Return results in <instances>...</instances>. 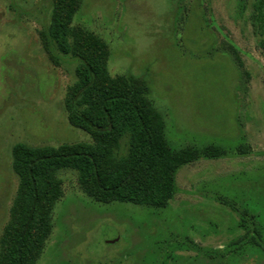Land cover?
<instances>
[{
  "label": "rangeland",
  "instance_id": "rangeland-1",
  "mask_svg": "<svg viewBox=\"0 0 264 264\" xmlns=\"http://www.w3.org/2000/svg\"><path fill=\"white\" fill-rule=\"evenodd\" d=\"M260 7L264 0H83L74 25L109 44L112 75L147 82L171 146L210 144L224 155L181 167L166 208L98 202L76 171H59L65 194L37 264H264V252L241 240L264 228ZM50 17L45 0H0V237L19 183L13 146L92 141L64 104L76 60L58 55L56 64L42 47Z\"/></svg>",
  "mask_w": 264,
  "mask_h": 264
},
{
  "label": "trees",
  "instance_id": "trees-1",
  "mask_svg": "<svg viewBox=\"0 0 264 264\" xmlns=\"http://www.w3.org/2000/svg\"><path fill=\"white\" fill-rule=\"evenodd\" d=\"M45 1L51 17L39 32L42 47L56 64L58 55L76 60V79L64 104L69 123L92 141L13 146L12 169L19 183L0 237V264L38 263L54 229V209L65 194L61 170L76 171L80 188L98 202L166 208L177 193L181 167L224 155L210 144L173 148L165 115L147 82L134 74L112 75L109 44L94 31L74 25L83 0ZM259 10L261 23L264 11ZM225 50L241 65L234 43L228 42ZM248 239L254 242L253 235Z\"/></svg>",
  "mask_w": 264,
  "mask_h": 264
},
{
  "label": "flooded vegetation",
  "instance_id": "flooded-vegetation-1",
  "mask_svg": "<svg viewBox=\"0 0 264 264\" xmlns=\"http://www.w3.org/2000/svg\"><path fill=\"white\" fill-rule=\"evenodd\" d=\"M252 229V228H250ZM264 228L263 226L260 225H256L253 229H252V233H249L248 231H246L243 235V243L247 244V238L250 237L251 235H253L254 237V244L255 246L259 247L260 250L262 252H264Z\"/></svg>",
  "mask_w": 264,
  "mask_h": 264
}]
</instances>
